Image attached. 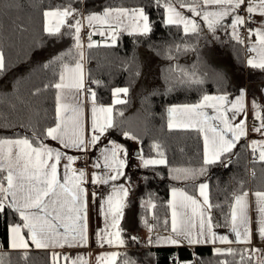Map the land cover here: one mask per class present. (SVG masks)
<instances>
[{
    "label": "snow or ice",
    "instance_id": "1",
    "mask_svg": "<svg viewBox=\"0 0 264 264\" xmlns=\"http://www.w3.org/2000/svg\"><path fill=\"white\" fill-rule=\"evenodd\" d=\"M79 2L81 0L74 5L73 0H68L67 4L53 6L51 3L45 5L41 0L36 5L43 38L58 41L68 35L73 46L42 65L46 70L54 69L52 79L42 89L31 91L29 99L18 97L12 105L13 111H31L35 98L52 92L54 115L51 120L44 127L38 119L35 123L30 121L27 125L13 126L8 122V116L0 115V216L12 217L7 224V248L0 244V264H5L6 256L9 257L8 264H12L13 252L27 261L32 248L49 252L50 264H91L83 254L73 257L69 252L57 251L89 246V183L96 189L104 185L111 189L106 196L104 192L94 190L91 198L100 200V211L106 223L104 229L95 233L97 245L117 249L99 253L96 264H121L127 253L118 249L126 248L129 241L146 247L176 249L212 245L213 255L224 257L218 264H264V248L256 247L254 243L259 240L264 244V186L253 189L246 187L243 181L238 186L233 184L226 195L228 210L223 212L221 223L214 219L213 208L222 206L212 203L209 183L199 180L214 166L229 167L237 155L235 149L239 142L248 137L244 89L231 102L227 94H204L194 103L167 107V129L170 132L177 129L195 131L202 138L203 147L198 166L173 167L162 144L155 140L150 148L156 155L138 157L142 167H168L173 180L191 182L193 189L189 192L187 187L172 186L169 199L163 205L151 198L142 204L147 241L137 236L126 239L121 225L132 194L130 178L125 171L127 150L121 144L109 141L110 147L100 148V156L92 164L90 176L86 169L73 166L78 157L69 155V150L88 155L90 149L100 147L102 137L106 138L110 130H119L127 140L142 143L135 133L119 128L116 123V116L125 114L124 109L117 110L116 106L129 103L127 87L112 89L110 105L97 103L96 92L88 83L100 85L101 81L92 80L90 73L86 74L85 64L89 59L86 49L116 47L122 34L134 38L150 37L157 23L143 6H107L102 11L85 14L78 6ZM153 3L158 11L162 9L159 23L182 30L185 36L199 34L206 27L215 39L218 30L231 29V38L254 54L249 56L247 64L264 70V0H153ZM10 6L21 7L19 3ZM249 24L257 26L249 27ZM85 28L89 30L86 42L82 38ZM240 29L246 31V38L241 36ZM25 30L22 23L15 24L13 29ZM3 31L4 25L0 21V36ZM95 35L101 39L94 40ZM180 50L181 46L176 45V51ZM184 51H187L186 45ZM168 59L174 57L170 55ZM7 70L5 52L0 48V74ZM170 71L178 74L181 84L202 82L194 73L180 69L178 65ZM89 105L90 118L86 115ZM256 108L254 104L253 118L259 125L253 126L252 131L264 137V114ZM44 112L47 116L48 110L44 109ZM241 114L245 119H238ZM36 115L39 116V108ZM49 141L56 142L57 146L53 147ZM246 147L251 154L249 171L255 179V165L264 166V139L251 140ZM160 206L166 209L162 221L156 213ZM220 228L227 229L234 238L220 234L217 231ZM233 244L241 247L233 248ZM192 257L183 260L176 252L169 258V264H202L195 251ZM123 264L138 262L128 258Z\"/></svg>",
    "mask_w": 264,
    "mask_h": 264
},
{
    "label": "trees",
    "instance_id": "2",
    "mask_svg": "<svg viewBox=\"0 0 264 264\" xmlns=\"http://www.w3.org/2000/svg\"><path fill=\"white\" fill-rule=\"evenodd\" d=\"M41 0H0V21L4 31L0 36V48L6 56L8 70L0 74V115L8 116L13 126L27 125L30 121L35 123L38 119L40 126L44 127L54 115L53 93L45 92L32 101L33 107L28 110H12L17 98L29 99V93L36 88H43L54 73V69H44L43 64L68 52L73 46V40L65 35L61 40L53 41L43 38L40 31V19L36 5ZM19 3L21 7L13 5ZM45 5L53 6L67 4L68 0H43ZM76 5L77 0H73ZM78 6L85 14L93 11H102L107 6L146 8L152 20L157 21L150 37H131L122 34L116 47H100L87 50L86 74L90 73L92 80L101 81L100 85L92 84L97 102L109 103L114 87H127L129 89L128 105H117L116 109H124V116H116L119 128L135 133L142 143L127 140L119 130H110L104 141H115L121 144L128 152L127 177L130 178L132 194L130 196L125 215L121 221L125 230V238L137 236L146 229L142 220L145 208L142 204L150 198L158 205H163L169 199L172 186L187 187L192 192V184L188 181L173 180L169 168L163 165L142 167L133 163L134 149H142L137 156H155L150 146L153 141H159L165 150L169 164L178 166H198L199 156L202 152V138L195 131L177 129L169 131L166 122V109L173 104L194 103L204 94L230 93L244 85L250 78L264 80V70L246 68L245 50L242 44L237 43L225 29L212 34L206 27L199 34L185 36L182 30L175 27H164L159 23L161 10H157L153 0H81ZM15 22V23H13ZM26 26L23 32L13 31L15 24ZM42 40L44 42L42 43ZM181 46L179 52L176 45ZM185 45L187 51H184ZM75 55V52H73ZM174 59H168L169 56ZM179 66L188 72L194 73L201 83L181 84L178 74L170 71ZM167 78V79H166ZM173 89L169 91L168 89ZM39 108V116L36 110ZM44 109L48 110L45 116ZM23 131V130H22ZM246 140L242 139L227 168L214 166L206 177L199 180L210 185L211 200L214 205V219L223 222V212H227L226 195L232 190L233 184L245 182L246 187L258 189L264 186V166L256 164L255 179L249 175L251 167L250 152L246 147ZM128 181H126L127 183ZM199 182V181H198ZM166 209L157 208L156 213L161 221ZM149 219L151 216L149 215ZM12 217L0 216V244L7 248V224ZM233 248H240L234 245ZM195 251L202 264H218L222 256H214L212 248L208 245L189 247H146L129 241L126 248L120 252L127 253L124 259H135L138 264H169V258L178 252L183 260H191ZM153 253L154 255H149ZM12 264H50V253L45 250L31 249L27 261L21 255L13 252L10 257ZM229 260L232 257H228ZM238 259V257H237ZM9 257H4L8 264Z\"/></svg>",
    "mask_w": 264,
    "mask_h": 264
},
{
    "label": "crops",
    "instance_id": "3",
    "mask_svg": "<svg viewBox=\"0 0 264 264\" xmlns=\"http://www.w3.org/2000/svg\"><path fill=\"white\" fill-rule=\"evenodd\" d=\"M132 8V7H129ZM257 21H259V17H256ZM227 23V21H226ZM257 25L254 24L253 27H256ZM204 28V27H203ZM230 29H227V32ZM88 29L85 28L82 32V38L85 40V42L87 41V35H88ZM247 37V33L245 35V38ZM94 40L99 41L101 39V37L99 35H95L93 36ZM254 40V37H253ZM243 48L245 49V65L246 68L252 69V67H250L247 64V60L249 58V56L254 55L253 53H249L247 48L245 47L244 44ZM87 65L88 62L86 61L85 64V69L87 70ZM90 87V86H89ZM244 89L245 90V96H244V105L246 108V124H247V128H248V137L246 140V144L249 143V141L251 140H261L264 139V137H262L259 133H255L252 131L253 126H258L259 125V121L258 120H254L253 118V105L255 104L257 106L256 110L261 111L262 114H264V80H260V79H256V78H250L249 80H247L243 86L237 88L236 90L230 92V93H211L209 95H216V94H227L229 96V102L234 101L240 93V90ZM99 105H110L112 103V98L111 101L109 103H99L97 102ZM173 105H180V104H173ZM172 106V105H170ZM169 107V106H168ZM209 114H211V110H208ZM86 115L90 118V105L89 108L86 109ZM238 119H245V115L241 114ZM166 122H167V113H166ZM105 138L102 137V142L100 144L99 148L96 149H90L88 155H84L83 153H79L76 152L75 150H69L68 154L72 155L74 157H78L77 160H82L85 162V168L86 171L89 173V176L91 174V172L93 171L92 169V164L95 162L96 158L100 156V148H103L105 146L110 147L111 145L107 142L104 141ZM49 143L53 146L56 147L57 144L56 142L53 141H49ZM202 147H203V142H202ZM134 160H138V159H133V163L136 165H141L138 161H134ZM74 166V165H73ZM126 173H127V165H126V169H125ZM110 188L107 185L101 186L99 189H96V191H102L104 192L105 196L107 195L108 192H110ZM89 206H88V229H89V236H90V241H89V246L87 247H76V248H65L63 250L61 249H57V251H64V252H69L72 254L73 257H75L78 254H83L84 257L86 259H90L91 260V264H96V256L101 253V252H110V251H116L117 249L109 247L107 245H105L103 248L99 247L96 243V238H95V233L100 230V229H104L106 227V223H105V218L104 215L101 213L100 211V200L97 199L96 201H93L91 198V192L92 190H89ZM94 191V190H93ZM143 231V230H142ZM217 231L220 234H229L228 230L225 228H220L217 229ZM141 235L144 236L145 241H147L148 239V232L146 231L145 233L142 234V232L140 233V238ZM230 238H234L231 237ZM142 240V238H141ZM143 241V240H142ZM7 243H8V239H7ZM255 246L256 247H261L264 248V244H261V242L259 240H256L255 242ZM237 244H233L231 246H234ZM212 248V245H208ZM218 247H227L226 245H217ZM151 247V246H150ZM35 249V248H32ZM122 248L118 249V251H120Z\"/></svg>",
    "mask_w": 264,
    "mask_h": 264
},
{
    "label": "built area",
    "instance_id": "4",
    "mask_svg": "<svg viewBox=\"0 0 264 264\" xmlns=\"http://www.w3.org/2000/svg\"><path fill=\"white\" fill-rule=\"evenodd\" d=\"M253 26H254V24H249V27H253ZM239 31H240L241 36L245 38L246 31L244 29H240ZM245 56H246V53H245ZM91 85H92V83L89 81L88 86H91ZM250 160H251V154H250L248 161H250ZM74 167L77 169H84L86 167L85 162L82 160H77L76 163L74 164ZM249 175L251 176L250 171H249ZM88 189L92 190V191L96 190V188H94L90 183L88 185Z\"/></svg>",
    "mask_w": 264,
    "mask_h": 264
},
{
    "label": "rangeland",
    "instance_id": "5",
    "mask_svg": "<svg viewBox=\"0 0 264 264\" xmlns=\"http://www.w3.org/2000/svg\"><path fill=\"white\" fill-rule=\"evenodd\" d=\"M228 32L230 33V32H231V29L228 30ZM135 157H136L135 159H138V160H134V161H138V162L141 164V161H140V159L138 158L139 156H135ZM122 179H123V178H122ZM125 182H126V181H125ZM146 231H147V229H144V230L141 231V232H142V234H143V233H145ZM141 232H140V233H141ZM141 238H142L143 241H145L144 236L141 235Z\"/></svg>",
    "mask_w": 264,
    "mask_h": 264
},
{
    "label": "water",
    "instance_id": "6",
    "mask_svg": "<svg viewBox=\"0 0 264 264\" xmlns=\"http://www.w3.org/2000/svg\"><path fill=\"white\" fill-rule=\"evenodd\" d=\"M134 155L137 156L139 154V151L137 149H134Z\"/></svg>",
    "mask_w": 264,
    "mask_h": 264
}]
</instances>
